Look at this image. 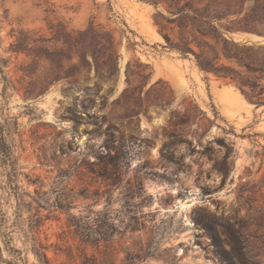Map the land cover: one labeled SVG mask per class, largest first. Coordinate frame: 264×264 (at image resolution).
Listing matches in <instances>:
<instances>
[{"label":"rangeland","instance_id":"374dc122","mask_svg":"<svg viewBox=\"0 0 264 264\" xmlns=\"http://www.w3.org/2000/svg\"><path fill=\"white\" fill-rule=\"evenodd\" d=\"M155 14L137 0H0V264H44L35 254L41 245L48 264H82L83 253L106 252L110 264H264V105L239 99L233 83L168 48ZM90 22L114 33L123 62L115 81L99 82L107 108L98 98L89 112L107 115L136 154L112 171L122 184L108 193L94 165L104 138L93 135L90 120L68 113L82 92L66 96L59 82L25 99L24 87L49 63L23 78L33 58L10 49L21 31L51 37V24L81 29ZM129 62L148 66L144 93L160 79L173 92L164 109L150 108V118L118 119L133 106L113 105L127 87ZM95 82L92 75L87 85ZM188 114L186 124H174ZM172 135L180 143L164 155L175 164L161 157ZM141 184L144 192L128 199L126 189ZM109 198L110 223L120 233L107 247L82 244L79 219L94 218Z\"/></svg>","mask_w":264,"mask_h":264},{"label":"trees","instance_id":"16d2710c","mask_svg":"<svg viewBox=\"0 0 264 264\" xmlns=\"http://www.w3.org/2000/svg\"><path fill=\"white\" fill-rule=\"evenodd\" d=\"M156 9L154 23L164 36L167 47L177 51L183 57L194 56L197 67L205 74H214L218 79L233 83L241 94L257 107L264 105V43L235 41L234 34H251L264 37V0H138ZM51 37L38 35L37 32L21 31L11 45V51L17 55L33 58V62L21 70L24 77L33 78L37 74L40 61L49 63L43 74L24 87L25 99L36 98L49 90L52 85L65 83L63 93L71 96L75 91L82 94L75 96V107L68 113L78 120H90L94 124V136H103L104 141L95 152L94 165L98 167V176L112 192L122 184L120 176H113L112 171L121 170L131 164L135 157L131 143L123 134L117 136L118 126L108 120L107 115L91 114L100 98L102 108H107V98L100 96L99 82H113L120 74L119 45L114 33L107 28L90 22L85 28L70 29L65 23L49 26ZM171 34L175 39H172ZM243 69L240 71L233 67ZM148 66L127 64L125 75L127 87L113 102V105L125 104L126 113L118 119L124 121L140 119L144 114L149 117L151 107L164 109L172 102V90L160 88L167 85L162 79L150 83ZM94 86L87 85L92 79ZM135 76L139 82L135 83ZM168 87V85H167ZM79 105V106H78ZM201 114L202 111L198 110ZM83 113L85 115H83ZM176 113V112H174ZM177 114V113H176ZM150 118V117H149ZM192 115H185L174 124H186ZM169 143L162 149V159L175 164L176 159L164 155L167 149L180 143L172 135ZM110 188V189H109ZM144 192L143 184L137 190L127 188L128 199ZM131 196V197H130ZM110 201L103 211L94 213L95 217H82L76 225V236L85 245L99 247L101 243L110 244L116 233L110 223ZM122 213V212H121ZM123 214V213H122ZM136 214V213H133ZM126 221H138V217L125 216ZM129 225V224H128ZM132 229L130 232L135 233ZM1 233V232H0ZM46 247L35 249L41 263L48 264ZM109 254L102 258L83 253L82 264H110ZM7 264H13L8 262Z\"/></svg>","mask_w":264,"mask_h":264},{"label":"water","instance_id":"95a60500","mask_svg":"<svg viewBox=\"0 0 264 264\" xmlns=\"http://www.w3.org/2000/svg\"><path fill=\"white\" fill-rule=\"evenodd\" d=\"M233 38L235 39V41H243V42H249V43H256V42L264 43V37L251 35V34H242V35L234 34ZM121 62H123V60H120V64Z\"/></svg>","mask_w":264,"mask_h":264},{"label":"bare ground","instance_id":"6f19581e","mask_svg":"<svg viewBox=\"0 0 264 264\" xmlns=\"http://www.w3.org/2000/svg\"><path fill=\"white\" fill-rule=\"evenodd\" d=\"M148 6H149V5H148ZM150 7H151V6H150ZM232 88H233V87H232ZM233 89H235V88H233ZM235 94H236V96H237L239 99L244 100V101L246 102L244 96H243L239 91L236 90ZM183 206H184V205H183Z\"/></svg>","mask_w":264,"mask_h":264}]
</instances>
